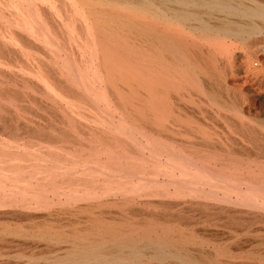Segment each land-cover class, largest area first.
I'll use <instances>...</instances> for the list:
<instances>
[{
	"label": "bare ground",
	"instance_id": "6f19581e",
	"mask_svg": "<svg viewBox=\"0 0 264 264\" xmlns=\"http://www.w3.org/2000/svg\"><path fill=\"white\" fill-rule=\"evenodd\" d=\"M0 264H264V0H0Z\"/></svg>",
	"mask_w": 264,
	"mask_h": 264
},
{
	"label": "rangeland",
	"instance_id": "374dc122",
	"mask_svg": "<svg viewBox=\"0 0 264 264\" xmlns=\"http://www.w3.org/2000/svg\"><path fill=\"white\" fill-rule=\"evenodd\" d=\"M25 225L27 226V225H28V223H25ZM25 225H24V224H22V225H20V227H21V226H25Z\"/></svg>",
	"mask_w": 264,
	"mask_h": 264
}]
</instances>
